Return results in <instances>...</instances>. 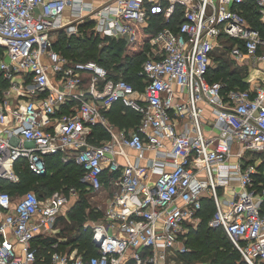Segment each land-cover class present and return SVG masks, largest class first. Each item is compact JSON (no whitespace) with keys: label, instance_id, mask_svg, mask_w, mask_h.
Returning a JSON list of instances; mask_svg holds the SVG:
<instances>
[{"label":"built area","instance_id":"obj_1","mask_svg":"<svg viewBox=\"0 0 264 264\" xmlns=\"http://www.w3.org/2000/svg\"><path fill=\"white\" fill-rule=\"evenodd\" d=\"M248 1L264 24V0H0L7 56L0 59V180L17 184L20 161L33 175L46 174L49 155L80 166V184L94 193L107 175L105 217L84 224L96 255L53 251L41 264H169L188 252L185 235L200 223L205 198L214 207L208 226L221 229L244 264H264V185L255 186L257 162L248 159L258 155L264 165V86L249 80L248 89L225 91L208 78L213 52L229 48L223 39L235 41L228 56L238 65L264 61V38L243 15ZM178 9L177 27L149 39L140 90L53 48L55 33L70 36L88 20L94 33L130 43L150 13L168 23ZM116 103L141 116L137 128L109 123L104 113ZM97 126L109 135L103 146L91 143ZM76 195L70 188L39 198L29 190L13 200L0 191V264H36L33 240L55 236Z\"/></svg>","mask_w":264,"mask_h":264},{"label":"trees","instance_id":"obj_2","mask_svg":"<svg viewBox=\"0 0 264 264\" xmlns=\"http://www.w3.org/2000/svg\"><path fill=\"white\" fill-rule=\"evenodd\" d=\"M150 12V11H149ZM243 15L249 21L250 25L257 29L262 38H264V24L259 22V13L254 8L253 3L248 1L243 7ZM181 21L179 9L172 21L165 23L161 14H150V20L146 28H137V38L135 41L127 43L124 40H118L109 46L98 48L101 41L99 35L93 32V20L82 23L78 30L80 35L66 37L65 33L60 31V38L53 44V48L59 54L78 62L94 61L98 65L107 70L109 78L124 79L130 83L135 89L140 90L143 86L142 80L138 77L141 65L149 52V39L164 26L175 29ZM105 38V37H103ZM108 39V38H106ZM111 40V39H110ZM113 41V40H112ZM235 41L223 39L221 43L229 48L234 45ZM225 46V47H226ZM217 49L212 54L214 68L209 71V79L211 81L220 82L225 91L228 90H245L249 85L241 77L244 70H248V66L243 65L236 68L234 62L228 56V49ZM259 54L261 51L258 52ZM2 50L0 49V56ZM216 63V64H215ZM115 113V114H114ZM112 114H114L112 116ZM109 123L120 129L129 130L137 128L141 116L135 111L125 108L121 103L114 104L108 112L104 113ZM107 132L97 126L93 128L91 143H95V139L107 138ZM47 172L42 176L33 175L24 165L23 161L16 163L15 171L19 176L17 184L0 180V191L10 194L14 200L17 196L22 195L26 191H34L39 198H43L51 193L59 190L62 191L69 188H75L80 192V198L77 204L82 202L81 190H89L86 186L80 184L79 179L83 172L80 166L74 161L63 162L60 155H49L45 157ZM107 179V175H103L102 181ZM259 183L264 185V176L260 174L254 177V184L258 187ZM31 186L32 189H26ZM74 186V187H73ZM91 191V190H89ZM214 212L212 201L205 198L202 200V207L199 211L201 219L198 226L185 235V245L190 251L186 255L188 258L205 257L207 264H244L239 253L225 237L221 229L210 228L208 221ZM62 214L56 222V226H60L63 222ZM78 225L68 226L63 224L60 227L58 236L37 237L33 240L32 245L36 248L37 262L41 264L40 255L48 261L49 255L53 251L64 253V247L78 244L82 248V254L85 258L96 255V249L91 242V229L85 228L83 220L78 218ZM72 232L74 235L66 238L64 234ZM61 239V241H59ZM57 243V248L52 249L51 245ZM183 255V254H182ZM178 256V255H176ZM181 256V255H180ZM175 257V256H174Z\"/></svg>","mask_w":264,"mask_h":264},{"label":"rangeland","instance_id":"obj_3","mask_svg":"<svg viewBox=\"0 0 264 264\" xmlns=\"http://www.w3.org/2000/svg\"><path fill=\"white\" fill-rule=\"evenodd\" d=\"M151 14V13H150ZM249 22V21H248ZM82 24V23H81ZM81 24L76 25V33L70 35H80V31L82 32V30H78L79 26ZM250 24V23H249ZM251 26V25H250ZM252 27V26H251ZM61 32H57L54 34L53 36V42H56L58 38H60V34ZM64 33V32H63ZM66 37H70L67 34H65ZM99 38L101 39V41L98 43V48L104 46H109L112 43H117L118 40L116 39H106L103 38V36L99 35ZM113 40V41H112ZM150 49V47H149ZM3 53V51H2ZM234 62V61H233ZM216 64V63H215ZM236 66V68H238L240 65H238L236 62H234V67ZM252 72H250V70H244L241 73V77L243 78L244 83L247 81V79H250L252 76ZM115 114V113H114ZM112 114V116L114 115ZM112 124V123H110ZM109 140V136H107V138H100L99 140L95 139V145L96 146H103L105 145ZM61 159V157H60ZM62 160V159H61ZM257 169L259 171V174L261 176H264V165L262 164H257ZM103 189L99 192H92L89 190H81V192H83V196H81L82 198V202H81V206L78 203V200L80 198V192L78 191V195H76L75 199L69 200L68 201V207L69 209H65L64 213L62 214L61 217H63V222H61L60 226H57V232L60 231V227H62L63 224H67L68 226H73V225H78V218H81L83 220V223L85 225L87 224H94L97 221H102L105 217V206H106V202L109 199V189L106 188L105 186V179L103 180ZM74 187V186H73ZM26 189H32L31 186H27ZM70 189V188H69ZM67 189V191L69 190ZM64 190L59 191L57 190V192H61V193H65L67 192ZM201 221V219H200ZM56 236L57 233H55ZM74 234L72 232H67L66 234H64V236H66V238H62V240L66 241L68 237H72ZM189 249V247H187ZM64 253H69L75 256H79L82 254V248H80L78 246V244H73L67 247H64ZM190 249L188 250L187 253L183 254V255H178L175 257H171V262H169V264H207V259L206 256L205 257H199V258H188L186 255L189 253ZM40 260L41 259H45V257L41 254H39Z\"/></svg>","mask_w":264,"mask_h":264},{"label":"crops","instance_id":"obj_4","mask_svg":"<svg viewBox=\"0 0 264 264\" xmlns=\"http://www.w3.org/2000/svg\"><path fill=\"white\" fill-rule=\"evenodd\" d=\"M103 1H105V0H92V2L95 4L96 3L100 4ZM71 13H73V12H71V10H69V9L64 12V15H63L64 16V18H63L64 22L68 21L69 15H71ZM105 38H108V37H105ZM108 39H110V38H108ZM114 39L123 40V39H117V38H114ZM0 49L3 51L2 55L0 56V59H6L7 56H6L4 49L1 45H0ZM261 54L264 55V52H261ZM243 65L248 66L250 72H252V75H251L252 77L250 79H247V81H249V80L252 82L256 81V83L264 86V61H259L254 66H252L250 64H246V63ZM243 65H241V66H243ZM247 81H246V83H247ZM4 86H5V84H4ZM209 114H210V110L206 109L205 115H209ZM205 132H206V134H212V132H210V128H208V127L205 128ZM123 151L127 154L128 159H129L131 164H138L135 152H133L132 150H129L127 148L123 149ZM151 156H153V153H147V159H149V157H151ZM147 159L145 158L144 160H141L139 162V164L140 165H147L149 163ZM248 159H249V161H256L258 164V161H257L258 155H250V157H248ZM116 160L120 164H124L126 162V159L123 158L122 156H118L116 158ZM234 162H235V159L231 158L230 161L228 162L229 166ZM236 186H237V182L231 183V188L236 187ZM221 192H222V190H221ZM56 233H57V235L59 234V232H56ZM10 241H12L11 237H10ZM16 247H17V245H16ZM17 248H19V247H17Z\"/></svg>","mask_w":264,"mask_h":264}]
</instances>
